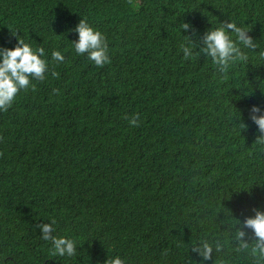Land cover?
Masks as SVG:
<instances>
[{"label":"trees","instance_id":"trees-1","mask_svg":"<svg viewBox=\"0 0 264 264\" xmlns=\"http://www.w3.org/2000/svg\"><path fill=\"white\" fill-rule=\"evenodd\" d=\"M82 18L107 38L103 67L70 43ZM230 21L258 45L247 64L225 79L210 57L184 58L182 22L202 35ZM13 35L43 47L49 69L0 111V264H197L201 238L224 245L205 264H264L230 232L232 215L264 209L248 117L264 107V0H0V46ZM52 219L74 257L41 238Z\"/></svg>","mask_w":264,"mask_h":264},{"label":"clouds","instance_id":"clouds-1","mask_svg":"<svg viewBox=\"0 0 264 264\" xmlns=\"http://www.w3.org/2000/svg\"><path fill=\"white\" fill-rule=\"evenodd\" d=\"M184 35V41L180 48L185 59H194L203 54L211 58L219 73L227 78L229 69L237 63L247 64L249 54L246 50H256V41L248 34L244 27L238 26L235 21L220 23L217 27L207 29L202 35L190 22H182L180 25ZM77 34V39L70 42L77 55H86L87 59L98 67L110 63L107 38L104 33L94 28L86 18L79 20L74 29H69ZM191 33L185 35L184 33ZM16 37L14 47L0 46V111L7 110L21 89H27L32 79L44 80L49 69V61L46 59L43 47L33 48L30 43ZM52 59L63 62L65 55L60 50L52 52ZM56 75V73H53ZM238 124L242 129L246 125L242 122V113L238 112ZM249 119L257 126L259 135L256 143L264 145V107L252 105L248 110ZM138 116L133 117L129 123L138 126ZM241 192V191H239ZM237 192V193H239ZM253 215L243 220L231 216V239L235 243V251H250L258 260H264V209L253 208ZM232 214V213H231ZM56 220L36 225L44 241H51V254L58 257H74L77 254V241L68 236L56 235ZM220 241L210 242L201 238L192 248L201 259L197 264H205L212 258L213 252H219L223 248ZM99 264V262H97ZM103 264H127L126 258L119 254L107 256Z\"/></svg>","mask_w":264,"mask_h":264}]
</instances>
